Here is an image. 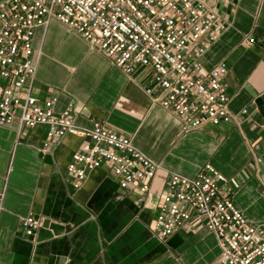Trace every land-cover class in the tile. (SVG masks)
Instances as JSON below:
<instances>
[{"label": "crops", "instance_id": "1", "mask_svg": "<svg viewBox=\"0 0 264 264\" xmlns=\"http://www.w3.org/2000/svg\"><path fill=\"white\" fill-rule=\"evenodd\" d=\"M204 2L225 27L198 59L205 70L225 64L222 81L235 118L187 130L145 93L149 68L124 73L56 19L35 27L32 94L56 95L55 112L70 108L80 129L97 121L128 136L159 167L141 202L106 165L91 169L75 189L66 164L84 136L67 133L42 154L44 124L0 125V264H209L220 250L203 224L163 239L151 229L168 174L193 176L204 163L225 176L250 222H264V0ZM26 215L42 220L34 236L19 228Z\"/></svg>", "mask_w": 264, "mask_h": 264}, {"label": "built area", "instance_id": "2", "mask_svg": "<svg viewBox=\"0 0 264 264\" xmlns=\"http://www.w3.org/2000/svg\"><path fill=\"white\" fill-rule=\"evenodd\" d=\"M50 19L76 31L126 74L135 67L149 68L145 93L178 117L183 130L235 118L222 81L225 64L205 70L198 59L225 27L204 0H5L0 6V125L44 124L42 154L67 133L84 136L66 164L73 188L91 169L106 165L118 186L135 191L141 202L159 164L128 136L97 121L76 127L70 108L55 112L56 95L39 99L32 94V36L36 26ZM41 224L38 216L26 215L19 228L24 236H34ZM200 224L215 234L220 250L209 264H264V222L246 218L234 204L225 176L210 163L193 176L168 174L151 229L163 239Z\"/></svg>", "mask_w": 264, "mask_h": 264}]
</instances>
